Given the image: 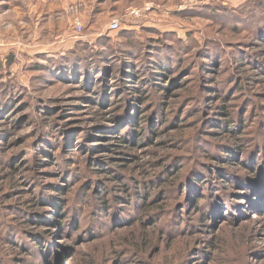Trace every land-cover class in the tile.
<instances>
[{
    "label": "rangeland",
    "instance_id": "obj_1",
    "mask_svg": "<svg viewBox=\"0 0 264 264\" xmlns=\"http://www.w3.org/2000/svg\"><path fill=\"white\" fill-rule=\"evenodd\" d=\"M147 4L152 8L140 19L126 14ZM263 9L264 0H0V263L264 264V198L249 193L261 183L253 177L249 187H240L233 173L217 168H227L226 162L209 153L215 155L213 145L229 136L214 135L208 121L216 105L228 104L234 123L251 113L246 133L264 136ZM77 19L81 32L75 30ZM114 20L120 23L118 32L110 31ZM125 31L139 43L164 40V51L177 64L175 84L185 80L169 101L180 95L189 99L166 114L158 106L152 114L146 108L137 111L146 118L144 130L135 133L129 123L136 112L128 106L102 117L96 111L110 109L85 101L90 94L78 80L33 67L57 63L81 47L90 52L117 48L127 41L120 35ZM213 62L220 65L219 75L207 85L221 84L227 99H215V108H207L210 101L203 95L214 92L201 87L199 79L202 65ZM89 66L82 65V75L98 69ZM109 83L112 89L115 83ZM152 87L145 105L163 97ZM197 113L201 116L194 118ZM164 116L167 128L153 135L154 127L166 124ZM52 124L62 134H51ZM119 132L128 139L120 140ZM70 139L75 146L67 145ZM246 145L244 157L256 147ZM193 168L215 174L211 188L201 192L200 211L186 199L191 194H181L185 172ZM140 195L148 207L139 202ZM213 196L217 211L208 215L204 207ZM104 198L112 210L99 209ZM40 241L46 247L41 253Z\"/></svg>",
    "mask_w": 264,
    "mask_h": 264
},
{
    "label": "trees",
    "instance_id": "obj_2",
    "mask_svg": "<svg viewBox=\"0 0 264 264\" xmlns=\"http://www.w3.org/2000/svg\"><path fill=\"white\" fill-rule=\"evenodd\" d=\"M114 9L115 8L113 7V10ZM259 23L262 24L259 26V28L264 27L263 25L264 18ZM121 34L123 37L127 38V41L119 42L117 44V48L112 47L110 49L111 52H109L110 50H101V49L95 50L96 48H93V51L90 52L87 51L85 48L81 47L78 48V50L75 49L74 51H72L69 56H63V57L60 56L59 61L57 63H53L51 65H41L39 63H36L33 64V67L40 70H44L49 75L61 74L60 75L61 78L62 77L68 78V80H71V82L74 79L78 80L79 81L78 84H81V87H83L84 90H87L88 94H90L84 98L85 101H88L90 105H93L95 108L98 109L100 108L110 109L109 111L106 110L105 113H102L101 111H96L98 114L102 115V117H104L105 114H107V112H115V114L118 115L119 113L122 112L124 108H126V106H128L129 107L128 110L131 109L136 112V114H134V117L133 116L131 117L132 122L129 123V126L132 127L133 129L132 130L133 133H135V131H137L140 128L144 130L141 125L146 118L145 115L139 117L137 111L140 112L142 111L143 108H146L148 109L147 114L148 113L152 114L153 111H156L155 107L158 106L161 108L162 111H164V114H166L167 111H176L177 110L176 108L181 106L180 104L181 102L183 103V105H185V102H187V100L189 99L184 98L183 95H180L179 99H177L178 101H169L170 99L173 98V94H172L173 88L178 85H180V88L183 87V83L185 80H183L182 82H178L179 84L177 85L175 84L176 82L175 77H178L179 75L176 71L177 64L175 62V59L169 57L167 51H164L165 49L164 40L150 39L149 43L145 41H141V43H139L140 41L135 42L132 40L133 36L134 38L137 37L135 36L134 33L132 32L127 33V31H125V32H121L120 35ZM209 57L210 60H212L213 57L211 54L209 55ZM12 59H13L12 57H9L10 62H12L11 61ZM69 59H72L71 64L69 63ZM106 60L108 61L111 60V63H104V62H108ZM89 63L90 66L93 64V66L98 67V69H96L95 72L90 70L88 74L86 73L82 75V70H81L82 65H85L87 67ZM243 64L244 63H239L238 66H243ZM90 66L89 68H92ZM217 66L220 67V65L217 64V62L204 63L202 65V74L204 75L200 77L199 85H201V87H203L206 91L208 90L214 92V95H206V94H204L205 96L203 95V97L206 100L210 101L206 105L207 108H212V107L215 108L214 105H212L213 103H211L215 99H217L221 103H223L227 99V96H225L226 94L224 95L221 94L222 92L225 91L221 86V84L217 83L216 86L212 84L207 85V83H209L210 81L214 80V83L216 82L215 80L216 77H218L219 75L218 72L220 70L219 67L216 70ZM74 70H77V72H75ZM110 81H114L115 83V85L112 86V89L111 88L108 89V86L110 85L109 83ZM149 86H153L152 90L158 92L161 91L163 97L161 98V100L159 98L156 99L154 98L150 104L145 105L149 101V98H147L150 95L147 94L149 92L147 91L149 90ZM168 86H170V88ZM240 88L242 91L245 90L244 87H240ZM185 90L187 89L182 90V92H184ZM116 94H118L117 97H115ZM139 104L141 105V107H137V105ZM187 106H189V104H186L184 108H187ZM128 110H126L125 112L127 113ZM195 110H197V108ZM213 112H214L213 113L214 117L208 118V121L213 124L211 126L212 129L214 128L216 129V131L213 130V134L229 136V138L225 140L226 142L224 141L225 143L218 142L214 144L213 149H217L219 152L218 151L214 152L215 155L212 153L209 154H211V156H217V158H219L221 161L226 162L227 168H221V166H218L217 168L233 173V175H235L233 176V179L238 184V186L245 188L249 187L251 183L254 181L253 177L257 178V182H260L261 184H259L257 188H252V190L249 191V193H251L254 198L258 197L260 200H263L264 189L262 187L264 185V138H263L264 136L262 137L261 134L259 135L260 131H257L258 134L255 137H251L252 133L250 132L246 133V131L247 130L250 131L251 128V126L249 125L248 127H246V125L250 122L249 116L251 113L250 114L245 113L246 115L244 114V116H240L241 120L239 119L238 121H236V123H234L235 116L234 114L228 111V104L216 105V109ZM158 115H160V113H157L156 116ZM257 115H261V114L258 112ZM197 116H201V114L200 113L195 114L194 118H197ZM165 117L166 116L163 117V123H166V121H168V119H166ZM223 117L228 118L227 121L222 120L221 118ZM115 118L117 119L119 117L116 116ZM246 118H248L249 120L246 121ZM14 120L15 119H13L12 121ZM12 121L8 123L9 127L14 126V124H12ZM160 122L161 119L156 118L155 126H159L158 124ZM153 124L154 122H152V125ZM167 124L168 123L162 124V128L154 127V130L152 131L153 135H157L162 131V129L167 128ZM177 125L178 122H176V126ZM182 126L183 125H180L179 127L181 128ZM50 131L51 134L53 133L54 136H56L58 132L59 134H62L61 133L62 131H58L55 124H52V126L50 127ZM206 132H211V131H206ZM123 133L124 132L122 133L119 132V135L121 136V138L119 139L125 141L128 138L125 137L127 135L123 136ZM244 137L245 139L243 140ZM60 142L62 141H59V143L57 144H60ZM137 142H140V140H138ZM66 143L70 147L75 146L73 139H70ZM66 143H62V144L64 145ZM248 143L250 144L254 143L255 144L254 147L255 146L256 147L253 149V151L250 153L248 157H244L245 151H247L246 144ZM243 147L245 148L244 150ZM225 149L228 150L224 151ZM48 150L49 149L42 148L40 149V152H43L44 154H49L50 156ZM238 154L241 155L238 156ZM251 156H254L255 160L251 161L250 160ZM39 162L40 163L38 164L45 163V161H39ZM204 164L209 165V163H207L206 161L204 162ZM16 168L17 167L15 166L14 169ZM219 175L226 176L223 173H219ZM185 176L187 177V179H186V183L184 184V188L182 187L183 189H181V194L183 192L186 194H191L190 197L186 196V199H188V202L191 201V205L194 206L195 209H198V211H200L199 204L201 200L205 198V197H201L203 194L201 192L202 191L204 192L205 190L208 191V189L211 188L213 183L210 182L209 179H214L215 174L214 175L211 174V172H209L206 169H204L202 173H200L199 171L196 172V170L194 171L193 168V169H188L187 172H185ZM160 179L158 181L161 182ZM172 180L173 179H168V181H172ZM151 184L155 185L157 184V181L151 182ZM124 190H128L126 186H124ZM54 193L55 191L53 190L52 193L50 194H54ZM137 194L140 193L138 192ZM101 195L106 196L107 199L109 198L108 194L104 195V193H101ZM99 200H100V202H98L100 205L99 209L102 210L104 209L106 211L112 210V208L109 205H106L108 203V200H105V198ZM219 201L220 200H218V203ZM33 202L34 204H37L38 198L34 199ZM139 202L140 203L143 202L145 207L149 206L147 198H145L143 195H140ZM209 202L210 203H207V205L204 207V211L208 215H209V211L210 213L214 212L213 213L214 215L217 211L216 207H218L216 200H214V196L211 200H209ZM219 208L220 209L222 208L221 204H219ZM56 211H57L56 212L57 217L60 218L62 214H59V212L62 211V208L60 207ZM14 238L16 240H19V242H21V239L19 237H14ZM49 239H51V237H49ZM137 240L139 241V237L137 238ZM141 240L143 241L144 239L141 238ZM29 242L30 241H27L26 244L30 246L35 245ZM37 245H39V247L37 248V251H39V253H41L42 250L46 248L44 246L45 243L43 241L37 242ZM18 247L20 251L24 250L20 246ZM11 250L14 251L16 249H11Z\"/></svg>",
    "mask_w": 264,
    "mask_h": 264
},
{
    "label": "built area",
    "instance_id": "obj_3",
    "mask_svg": "<svg viewBox=\"0 0 264 264\" xmlns=\"http://www.w3.org/2000/svg\"><path fill=\"white\" fill-rule=\"evenodd\" d=\"M151 8L152 7L150 4H147L145 5V7L142 8L132 7L127 9L126 14L132 18L140 19L145 14V12L150 11ZM119 29H120L119 21L118 20L112 21L110 24V31L116 32ZM75 30L78 32H81L83 30V24L78 19L75 21Z\"/></svg>",
    "mask_w": 264,
    "mask_h": 264
}]
</instances>
